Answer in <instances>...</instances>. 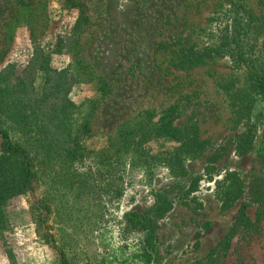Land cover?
<instances>
[{
    "label": "rangeland",
    "instance_id": "rangeland-1",
    "mask_svg": "<svg viewBox=\"0 0 264 264\" xmlns=\"http://www.w3.org/2000/svg\"><path fill=\"white\" fill-rule=\"evenodd\" d=\"M229 1L0 0V264H264V103L232 43L264 59V0L250 26ZM8 143L35 162L9 196Z\"/></svg>",
    "mask_w": 264,
    "mask_h": 264
},
{
    "label": "trees",
    "instance_id": "trees-1",
    "mask_svg": "<svg viewBox=\"0 0 264 264\" xmlns=\"http://www.w3.org/2000/svg\"><path fill=\"white\" fill-rule=\"evenodd\" d=\"M229 2L235 4V7L233 8L234 10L236 8H240L237 11V16H240L239 15L240 11L244 10L246 12L244 15H242L243 17L239 18L243 20L239 21L237 24H241V25L250 24L251 25V23H253V21L250 19L249 14H247L248 11L244 9L242 6L243 4L242 0L229 1ZM245 16H247L246 18L247 23H245L244 21ZM76 26L79 28L78 22ZM242 30H244V28H241L240 32ZM247 34H249V32L245 33L244 35H240V33L234 32V38H233L232 43H234L236 50H238V52L240 53L241 61L246 65V68L249 70L248 78L252 82L254 90L256 91V94H258L259 100L264 103V67H263V61H262L264 59H263L262 54L260 55V53L256 51L255 49L256 45L251 43V41L247 37ZM60 46L61 47L64 46L63 41L57 44L58 48H60ZM201 60L198 61L192 58V60L189 62V65H193V64L200 65ZM46 81L48 82L49 80L47 79ZM67 84H69V82ZM67 84L66 83L62 84L60 81H57L53 86V93H51L50 95L54 96L55 92L57 94L66 93L67 95L69 88L66 89L64 92H60L62 89H64L67 86ZM100 84L101 85H100L99 90L101 91L103 95H107L109 86L107 85L105 81H101ZM48 98H49L48 95L44 93H42V96L37 97L35 102L38 108V112L35 111L31 115L32 119L38 120L39 117H42L40 122H42V120L43 121L47 120L48 122H50L52 126H55V127L62 126L67 119L65 115L66 109L63 108L62 112L64 113H60L59 110L57 109L50 112V110L54 107L53 105L52 106L47 105L49 101ZM65 101L67 102L66 106L68 105L71 107H75V105L71 101L69 100H65ZM49 127L50 126L45 124L41 128V131L43 132V131L49 130ZM82 130H83V133L79 132L75 137V141L79 140L83 135L89 134L91 130L89 124L85 123ZM49 132L51 131L49 130ZM156 133L158 137H170L174 139L182 136L180 129L174 126L173 122L168 119V116L166 113L161 117L160 121L158 122V126L156 127ZM0 134L3 135L4 138L8 139V135L5 131L0 130ZM46 134L47 135L45 139L50 137L49 133H46ZM47 142H48V139H47ZM78 147H80V145H78ZM7 152L10 153L16 159L18 163V170H17V177L14 179L13 183L11 184L6 183L4 185L5 187L7 185V188L5 191L6 195L9 196L12 193L16 194L19 192L24 193L28 190V188L31 185L32 176H33V165L35 162L29 156L28 149L23 146H13L12 143H8ZM67 152L71 154V153H74L75 151L72 148H70V149H67ZM61 263L69 264L64 258L61 259Z\"/></svg>",
    "mask_w": 264,
    "mask_h": 264
}]
</instances>
